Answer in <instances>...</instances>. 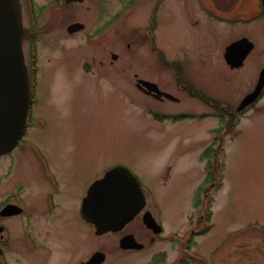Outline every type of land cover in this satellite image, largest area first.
Masks as SVG:
<instances>
[{
	"label": "rangeland",
	"instance_id": "1",
	"mask_svg": "<svg viewBox=\"0 0 264 264\" xmlns=\"http://www.w3.org/2000/svg\"><path fill=\"white\" fill-rule=\"evenodd\" d=\"M126 1L85 0L75 8L58 6L56 10L54 5H47L49 0H34L36 27L28 18L24 25L36 36L34 116L43 121V126L35 121L27 136L54 170L60 194L52 192L56 208L49 214L44 212L45 196L51 187L39 175L27 150L0 158V174L4 175L0 191L18 194L23 206L35 208L36 217L44 219L34 217L36 222H53L58 227L67 224L64 236L57 241L60 252L72 257L85 249L87 256L98 249L95 243L102 246L107 237H93V246L86 250L90 229L75 222L78 200L106 168L123 165L147 189L152 211L157 204L166 237L177 233L180 240H185L155 247L153 251H165L163 264L176 259H180L179 264H264V110L247 111L238 124L221 123L224 112L220 109L205 107L177 92L171 79L175 66L166 63L163 73L152 70L147 76L181 102L160 103L141 95L127 77L135 72L145 74V68L154 62L147 51L149 45L139 34L147 25L150 9L160 0H136L124 10ZM197 7L193 0L161 2L155 31L158 48L168 62L181 63L185 78L196 89L235 106L237 98L251 89L264 63V30L257 25L250 27L248 34L255 50L238 81L230 83L221 57L230 38L225 39L217 24H211L212 29L198 25L202 15ZM195 20L199 21L197 25L193 24ZM74 21L83 23L85 29L68 36L66 27ZM239 32L247 31L243 27L233 30V34ZM24 54L28 62L27 42ZM84 61L92 66L90 73L81 68ZM158 113L170 120L163 122L162 118L158 122ZM192 115H196L195 120L190 119ZM176 116L189 118L171 121ZM211 152L210 158L204 156ZM208 161L212 171L206 167ZM8 164L11 171L6 176ZM209 172L216 178L212 186L203 182ZM164 176L169 178L167 185L162 184ZM202 186L200 198L205 203L195 207ZM201 215L204 217L199 224ZM17 221H11L9 228L14 243L19 234L13 228ZM187 247L189 254H184ZM149 258L146 254L132 256L124 264H145Z\"/></svg>",
	"mask_w": 264,
	"mask_h": 264
},
{
	"label": "flooded vegetation",
	"instance_id": "2",
	"mask_svg": "<svg viewBox=\"0 0 264 264\" xmlns=\"http://www.w3.org/2000/svg\"><path fill=\"white\" fill-rule=\"evenodd\" d=\"M64 1L67 3H65ZM162 1L163 0L158 1L155 4L154 8L150 9V15L149 17H147V25L142 28L143 31L139 34V36L142 37V40H140L142 42H146L147 45H149L147 51H150L152 53H149V55L151 59L154 58V62L151 61L149 63L150 68H145L143 72L145 74L135 72L132 76H129L127 78L129 79L130 84L133 83L136 90L145 98H150L160 103L171 102L177 104L181 102L180 98L174 96L172 93L166 90L164 85H162L161 83H159L158 81L154 82L149 78V76H147V74L151 73L152 70L158 75L163 73V67L165 64L166 58L164 52L160 49V47L158 48V34L155 33V31H157L158 29L156 19L158 12L157 9ZM193 1H195L196 5L198 6L197 8L202 15L200 23L198 24L199 21L195 20V23L193 24H202L210 29H212V26H210L211 24H217L220 26L218 27V29L225 33V39L230 38V41L224 45L222 50V66L223 71H226L229 75L226 81L230 83L238 81V75L241 69L243 68L249 55L255 50L256 47L255 42L251 39L248 34L250 27H252L253 25H257L264 30L263 0ZM19 2L21 5L24 19L27 20L28 18L29 24H31L29 14L31 13V11L35 10L34 0H19ZM82 3L83 2H75V0H49L47 5H54L55 8L53 9L57 10L58 6H65L67 8L70 7L72 9L75 8V6L81 5ZM130 4L131 0H127L125 2L124 9L127 10ZM47 5H44V7L47 8ZM99 12L100 11H97V13ZM239 27H243L247 32H239L237 34H233V30ZM97 34H100V29L96 32V35ZM241 39L250 40L253 43L254 48L246 57L241 66L233 67V63L235 62L234 57L236 54L239 53V50L237 49L236 51H234L233 54L227 56V48L231 44ZM128 47H130L129 44ZM173 63V65H175L176 73L173 72L171 74V79L177 92L183 93L184 95H186L187 98L193 101H199L205 107L214 109L219 108L222 112H224L222 115L224 116L225 121H233L235 124H237L239 122L238 119L242 117L247 111L251 110L257 112L259 110H264V103L261 104L264 99L263 88L262 93L256 100V102L246 107L244 110L240 112L238 111L244 97L254 90L259 78V73L264 67V63L258 71L256 79L252 83L253 86L251 87V89L248 90L244 95H240L237 98V103L235 106H230L225 103H221L215 106H212L211 103L208 105L206 102L210 97L206 96L203 92L196 89L185 78V73H183V70L185 72V69H183V66L181 65V63H179V61ZM145 65L147 66L146 61ZM143 82L155 84L157 86V89L162 93L156 94L154 90L155 88H152L150 85L144 84ZM165 94L173 95L175 98H177V100L169 98L165 96ZM160 116L164 117V119L162 120L163 122H166V119L170 118L169 116H165L164 114ZM195 116L196 115H192V119L196 118ZM204 117H200V120L204 119ZM34 118L37 119V117ZM175 118H173L174 120L171 121H176ZM162 121L160 120L159 122ZM32 122H34V120H32ZM30 128L33 127H30L29 124L26 131L27 134ZM22 150L29 151L31 156L30 159H32L33 164L37 166L39 175L43 177V179L46 180L51 187V190H49L47 195L45 196L46 199L43 207V211L48 212L49 214L56 208V203L54 197L52 196V192L60 194V191H58L60 187V182L57 179L54 170L48 165L47 158H45V155L42 153L39 146H37L33 140L28 139V136L26 135L21 139V141L18 142V144L13 150L3 155H0V158H11L15 154V151ZM7 170L8 174H6V176L9 175L11 171H9V164L8 168L5 171ZM2 177H4V175L0 174V179ZM168 183L169 178H165L164 176V178L162 179V184L167 185ZM212 185H214V183L211 184V186ZM89 186L90 185L86 187L84 194L82 193V196L78 200L77 207L74 211L76 216L75 222L77 224L87 225L90 229V246L86 250L89 251L90 248L93 246V237H96L98 239L107 237V239L102 246H99L98 243H95L98 249L90 252L89 255H84V249L83 252H79L78 254L73 255L72 257L64 252L61 253L60 245H57V241L62 236H64L63 229L67 224L64 226L60 225L62 227H58L57 225L53 224V222H42L44 220L43 218H41L40 216L36 217V215H38V211L35 210V208L28 210L26 206H23V199L18 194H11V192L0 191V264H108L109 262L124 264L126 263L125 261L130 260L132 256L144 254L150 256V258L146 260L145 264H163L165 261L164 257L166 256L165 251H153L156 249L155 247L159 244L163 245L165 242L172 245L180 244V239L178 237H175L174 234L171 237L164 236V226L158 214L157 204L154 203V210L152 211L151 207L148 204L147 197L145 207L133 219V221L127 224L122 230L118 232H107L101 236L97 235L93 225L87 222L81 215V204ZM8 205L15 206L11 208ZM150 216L151 218H153L156 224L151 221L152 219L150 218ZM34 217L42 221L36 222L34 220ZM17 219L18 221L15 222L13 228L15 229V232L19 234H17V241L14 243L11 240L9 228H11L10 222ZM149 222H152L153 225H150ZM158 225L162 228L160 233L155 232L158 230ZM25 226H27L28 228L24 231L22 230V232L21 229ZM242 254L243 256H240L241 261L244 260L245 255L244 253ZM115 260L122 261L115 262ZM174 262H172L171 264H174Z\"/></svg>",
	"mask_w": 264,
	"mask_h": 264
},
{
	"label": "water",
	"instance_id": "3",
	"mask_svg": "<svg viewBox=\"0 0 264 264\" xmlns=\"http://www.w3.org/2000/svg\"><path fill=\"white\" fill-rule=\"evenodd\" d=\"M22 32L18 1L0 0V153L11 149L22 135L31 99L21 50ZM236 48L240 52L233 66L242 64L253 45L243 40L228 50L233 52ZM263 87L264 69L255 90L244 99L239 110L254 102ZM144 204L145 196L137 178L128 169L118 166L91 185L82 204V214L94 225L96 234L101 235L121 230Z\"/></svg>",
	"mask_w": 264,
	"mask_h": 264
}]
</instances>
